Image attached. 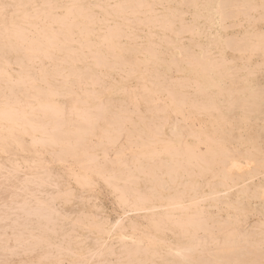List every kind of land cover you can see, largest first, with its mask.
Wrapping results in <instances>:
<instances>
[{"label":"bare ground","instance_id":"obj_1","mask_svg":"<svg viewBox=\"0 0 264 264\" xmlns=\"http://www.w3.org/2000/svg\"><path fill=\"white\" fill-rule=\"evenodd\" d=\"M169 1L157 0L156 5H163L167 11L160 14L163 19H155L158 13L155 14L156 17L152 14L156 8L154 9L153 4L151 5L148 0H0V4L25 6L13 9L7 14V18L0 11V82L4 84L0 85L2 88H0V153L7 155L4 161H0V176L3 177V183H10L22 171L26 177L24 181L22 180L20 186L12 185V187L16 186V189H21L22 194L18 195L21 197L12 196L11 198L14 197L17 201L11 200L10 203L8 202V207L12 202L14 205L20 203L21 205L16 207L19 212L26 210L29 216L36 214L48 220L45 221V225L41 223L42 228L44 226L43 231L37 233L24 224L22 232L18 235L26 234L27 236L25 235L24 239L21 238L23 242L21 239L17 240L14 247H10L7 243V247L14 248V252H6L11 255L12 253L24 254V260L34 261V264L57 259L74 261L76 264H88L93 257L96 261L91 264H100L103 262L102 259L105 260L112 255H117L119 260H124L120 263L117 261V264H155V258L161 259L164 264H186L189 261L193 264H247L248 262L259 264L257 259L252 257L254 253L250 248L256 247L254 244L257 243L252 245L249 240L250 237L254 238L259 233L263 235L264 231L260 228V224L264 225V220L258 219V224L251 232H243L239 224L242 225L241 222H244L243 219L249 214L264 218V149L262 150L255 142L256 138L260 139V135H249L244 141L243 149L236 147L235 144H238L236 142L235 147L231 145L232 148H230L229 142L239 138L236 136L230 141V138L234 137L229 134L228 128H225L227 132L224 133H228L227 135H218L219 133L215 135L216 128L207 132L199 127L200 125L192 123L191 126L187 122L193 111L205 113L206 110L218 109L215 100L220 96H225L222 103L225 105V110L231 112L240 109L241 118L247 121L245 122L247 124L252 119L251 114L254 115L259 111V107L264 106V88L260 86L262 89L258 93L260 89L254 85L255 83L252 84L250 80H247V75H251L257 67L251 66L248 62L251 55L259 52L264 58V30L246 29L238 36L234 33L233 35L224 34V31L230 27L240 26L236 21L226 23L227 19L235 18L239 13L245 16L246 14L243 15V13L250 12L249 9L256 10L255 4L252 3L254 0H179L178 4L183 5V8L167 5ZM260 4L262 5V2ZM260 4L257 5L260 6ZM141 7H145V13L150 14H147L148 16L145 14L146 18H142L145 15L141 18L136 16L138 23L134 22L135 26L128 23L129 19L117 24V19L124 18L122 16L127 12L131 15L135 12L143 14L144 9L141 12ZM233 8L236 9L233 10ZM188 12L191 13V19L186 22L182 16ZM248 12L247 15L251 16L249 19L251 20L253 14L249 15ZM199 17L205 18L201 24ZM259 17L256 19L264 20V11ZM108 20L112 23H108ZM140 25H145L146 28L147 25L151 28L157 25L158 29L163 30L174 26L177 28L174 27V30L171 28L174 37H168L162 31L163 35H167V39L164 37L165 39L162 40L163 37H160L156 43L146 35L133 32V29H138ZM167 30L169 33V29ZM183 33H188V38L186 37L188 44L181 42ZM147 34L153 33L150 31ZM124 37L129 39L128 43L121 40ZM156 37H159V34ZM159 40L166 44L165 50H168L165 59L160 57L164 51L157 49L162 46ZM148 42L150 44L155 42L157 45L153 47L154 44L150 46ZM226 49L247 53L238 57L243 60L242 64H236L237 58L234 56L227 57L224 54ZM18 52V56L14 57L13 54ZM214 54L218 56L214 57ZM81 62L87 63L85 65L88 66H84L85 70H80L81 67L78 64ZM258 63L255 64L258 65ZM35 64L40 65L34 73L31 70L35 69L33 67ZM121 64L124 65L125 70L124 67L121 68ZM140 65L144 70L142 72L149 73L157 70V74L154 73L155 77L148 79L149 81L144 80L145 82L140 83V87L142 92L149 95L148 98L144 97L147 101L145 103L151 102L157 105V116L163 118L162 125L159 126L161 123L156 119L160 124L158 125V122L153 124L159 128L152 130L154 126H151V122L150 130L147 126L149 121L147 124L145 121L134 127V123L132 124L134 121L130 119L129 123L133 126L130 131L128 129L127 134H124L125 143L122 144L120 140L122 146L116 147L115 144L123 135H121L122 131L131 125L123 126L124 121H129L125 119L129 103L122 94L125 87L118 85L119 82L116 80L114 82L111 74L109 75L113 81L108 86H104L103 91L93 90L92 92L85 85L96 84L99 87L94 68L106 67L112 73L122 70L127 77L135 74ZM185 70L187 74H193L194 77L174 76L175 80L170 77L172 71ZM56 76H62L61 78L65 79L63 83L70 81L72 84L66 83L69 84L66 87L62 84L53 86L50 81ZM139 78L137 82L145 79L143 74ZM100 79L98 78V81ZM226 79L230 83H227ZM234 79L242 82L240 87H236L237 83L235 84ZM8 83L11 84L8 85ZM232 83L235 84L234 87ZM73 85H76L78 89ZM192 87L200 95L205 96V101H200L202 98L199 100L197 96H193L194 94L188 95L184 90ZM13 88L22 91L23 97L20 98L16 93L12 95ZM6 90L12 91L10 92L12 96H6ZM18 90L16 92H19ZM107 90L111 91L107 93L105 92ZM71 93L74 95H70ZM162 93L166 94L167 101L166 103L162 101L164 104L160 106L158 101ZM233 93L237 94V98L233 96ZM126 95L130 102L136 103V92ZM67 96L73 97L71 99ZM58 97H64V99L66 97L71 101L68 104L67 99V105L64 106L57 101ZM95 100H99L98 105L94 104ZM132 106L134 107L131 112L135 108V105ZM148 108H151V111L155 110V107H146L145 111L149 113L151 111ZM135 109L137 111L133 113H137L139 108ZM261 113L263 114L264 110ZM233 115L228 118V121L233 119ZM129 117L130 115L127 118ZM144 118L137 119L141 122ZM210 126L212 127L213 124ZM92 137H95L96 141H91ZM46 152L50 154L55 152L52 161L70 162L71 166L66 168L67 172L64 175L65 182L69 185L74 184L81 192H92L96 188L112 190L119 203L125 206L117 220L111 221L90 212L86 214L82 212L81 216L71 219L69 229L66 231L57 229L52 212L55 213L58 210L57 204L71 201L70 196L74 195V189L68 187L62 190L57 181L51 184L47 180L48 183H46L45 179L49 177L46 173L48 163L51 161L49 159L48 162L43 158ZM112 152L114 157L110 155ZM205 172H209V177L216 180L197 185V182L193 181V176L198 175L202 178ZM40 173L46 175L45 179ZM258 175L262 176V179L259 178L256 182L254 178ZM28 182L34 185L27 186ZM141 182L147 184L146 189H143L144 186L141 188ZM44 184L54 186L56 191L54 193L47 191V197H43L41 195L43 192L39 191L45 189ZM179 186L182 188L178 189ZM200 187L204 189L200 190ZM248 199L256 200L258 206H251ZM208 200L211 208L224 205L234 211V218L227 216L228 219L219 220L208 215L209 213L203 210V206L200 207ZM32 202L36 205L35 212L32 210L34 207ZM23 205L28 207L32 205L30 210L33 213L27 208L24 209ZM16 208H13V211ZM129 212H142V214L131 217L127 214ZM11 214L17 216L16 213ZM59 215L61 218L70 220L62 213ZM0 221H3V218ZM15 221L13 222L16 224L18 221ZM35 222L37 223L38 220ZM3 227L5 230V225ZM39 227L41 226L39 225L38 229ZM78 228L85 229L88 235H94L92 245H82L84 240L80 239ZM245 229L244 227L243 230ZM199 232L202 235L196 238L195 234ZM165 234L173 238L169 245ZM52 235L56 236L52 237ZM28 238H32V242L28 241ZM15 239L18 237L13 240ZM261 239L259 244L264 246V237ZM212 242L216 243H213L215 246L212 244V248H208V244ZM42 244L51 247L44 253H40L37 250ZM116 244H118V251H115L113 247ZM19 249L21 253L17 252ZM204 249H207L205 254L208 252V256L203 254ZM262 249L263 247L260 248ZM260 250L258 252H261L259 254L261 256L264 251ZM198 251L202 254H198ZM249 254H252L251 259ZM261 258L258 257L259 260H264V257ZM157 264L162 263L157 262Z\"/></svg>","mask_w":264,"mask_h":264},{"label":"rangeland","instance_id":"obj_2","mask_svg":"<svg viewBox=\"0 0 264 264\" xmlns=\"http://www.w3.org/2000/svg\"><path fill=\"white\" fill-rule=\"evenodd\" d=\"M88 1V0H87ZM89 1H93V0H89ZM149 1V3L152 5V7L155 9L156 8V10H157V8H158V10L156 11L155 10V12L153 13L152 12V14H154V16H155V14H157L154 18L155 19H163L162 18V16L160 15L163 11L164 12H166L167 10L166 9H164V6L163 5H156L157 4V0H148ZM170 1H172V0H170ZM169 1V3L167 4V5H170V6H173V7H177V8H183L184 6L183 5H179L178 4V1L179 0H173L172 2H170ZM228 1H231V0H228ZM112 2V1H111ZM151 2H154V3H151ZM183 2V1H182ZM260 2H262V5H264V0L262 1V0H254V2H252L253 4H255L254 5V8L256 9H254L255 11H253L252 9L250 10L249 9V11L250 12H248V11H246V13H243V15H247V12H248V14L250 15H252L253 14V16H252V18H251V20H249L250 19V17L248 16V18H247V16L245 15V16H242V14H238L237 15V17H235V18H233V19H227V21H226V23H231V22H233V21H236V23H239L240 24V26L238 25V26H235V27H230L229 29H227V31H224V34L225 33H229L230 35L232 34V33H234L235 35L237 34V36H238V34H240V33H242L244 30H250V29H252V28H255V29H261V30H264V20L262 19H256V17L257 18H260L259 17V15L261 14V12H262V8H264V6L262 7V5L260 4ZM260 4V6H258V5ZM165 6H166V4H165ZM262 7V8H261ZM142 9H144V11L142 10ZM153 9V10H154ZM160 9V10H159ZM232 9V8H231ZM236 8H233V10H235ZM140 10H141V12L143 11V14L142 13H140V14H136V12H135V14L133 13V15H131V13H129V12H127V13H125V15L124 16H122V17H124V18H118L117 19V24H119L120 22H125V20H127V19H129V20H127L128 21V23H130L132 26L134 25H136L137 23H138V21H137V17L136 16H139L138 18H141L143 15H147L148 14V12H146L145 13V10H146V8L145 7H141L140 8ZM139 10V11H140ZM248 10V9H247ZM174 11H176L177 12V10H174ZM257 11H259V12H257ZM256 12V13H255ZM142 14V15H141ZM150 14V13H149ZM148 14V15H149ZM190 12H188V13H185V15L183 14V18H184V21H189L188 19H191V16H190ZM135 15V16H134ZM146 15H145V17L143 16L142 18H146ZM147 15V16H148ZM133 17V18H132ZM134 17H135V19H136V21H135V19H134ZM171 17V16H170ZM253 17L255 18V19H253ZM126 18V19H125ZM132 18V19H131ZM245 20H244V19ZM246 18L248 19V21L246 20ZM186 19V20H185ZM204 19L205 18H202V17H199L198 18V20H199V23L201 24V23H203L204 22ZM243 19V20H242ZM197 20V21H198ZM255 22H254V21ZM126 21V22H127ZM130 21V22H129ZM237 21H239V22H237ZM108 23H112L111 22V20H108L107 21ZM136 23V24H133V23ZM242 22V23H241ZM176 23H178V22H176ZM251 23L253 24V25H251ZM174 25H178V24H174ZM242 25V26H241ZM249 25H250V27H249ZM256 25V26H255ZM175 27V26H174ZM174 27H170V28H165V30H163V29H158L157 28V25H156V27H153V28H151V27H149L148 25H147V28H146V26L145 25H140L139 26V28L140 29H143V30H141V31H143V32H141L140 30H138V29H133V32L134 33H136V34H139V35H146L151 41H156V43H157V41H158V38H160V37H163V39L162 40H164L165 38L164 37H166V39H167V35H168V37H174V35H173V33H172V29L171 28H173V30H174ZM247 27V28H246ZM175 28H177V27H175ZM149 29V30H148ZM166 29H169V33H168V30L166 31ZM214 29V28H213ZM213 29H211V30H213ZM159 30V31H158ZM150 31H151V33H155V35L157 36V34H159V37H156L155 35H148L147 34V32L148 33H150ZM163 31V33L164 34H167V35H163V33H161ZM132 32V31H131ZM172 33V34H171ZM162 34V35H161ZM233 35V34H232ZM149 36H152V37H149ZM155 36V37H154ZM182 40H181V42H182V44H188L189 42H188V40H187V38H188V33H183L182 35ZM129 37H131V36H129ZM183 37L185 38V39H183ZM187 37V38H186ZM157 38V39H156ZM122 41H125L126 43H128L129 42V39L126 37H124V38H122L121 39ZM150 41V42H151ZM159 42H161V45L162 46H160V48L159 47H157V49H160V50H162V51H164V54L162 55H160V57H163L164 59L165 58H167V55H168V50H165V49H167V48H165L166 47V44L164 43V42H162V41H160L159 40ZM130 43H132V42H130ZM129 43V44H130ZM149 43V42H148ZM155 42H153V43H151L152 45H153V47H155V45H157ZM192 43V42H191ZM150 43H149V45L150 46H152ZM87 52V51H86ZM257 53V54H256ZM18 54H19V52L18 53H16V54H13L14 55V57H16V56H18ZM224 54L227 56V57H235V58H237L236 60H235V62H236V64H238V65H241L242 63L241 62H243V60H240V59H238V57H241V56H243V54L244 55H246L247 53H241V52H232L230 49H226L225 50V52H224ZM255 55V56H254ZM214 57H217L218 55L216 54H214L213 55ZM260 59V60H259ZM255 60H257V62H259L260 63V61H261V63L259 64L258 63V65L260 66V67H258V65H256L257 64V62L255 61ZM248 62L250 63V65L251 66H257V67H255V69H254V74L252 73L251 75H247L248 76V79L247 80H250L251 81V83L252 84H254L258 89H260V90H258V93H260V91H261V89H262V87L264 88V67H262V66H264V58H263V56L261 55V53H259V52H255V53H253L252 55H251V57H250V59H248ZM254 63V65H252ZM256 63V64H255ZM85 64H87V63H83V62H81V63H79L78 64V66H80L81 68H80V70H82V69H84V66L86 67V66H88V65H85ZM38 65H40V64H35V66H33L35 69H33L32 68V72H36L37 71V67H38ZM47 66L49 65V64H46ZM124 67V65L122 66V64H121V68H123ZM14 68H16V66H14ZM102 68V69H101ZM106 67H99V68H94L95 69V72L97 73V82H99L98 83V85H99V87L95 84V85H93V86H91V85H85V87L86 88H88L89 89V91H91L92 90V92H93V90H97V91H103L104 89V86H108L113 80H114V82H119L118 83V85H121V86H123V87H125L124 88V90L125 91H123L122 92V94H123V96L125 97V99H126V101H127V103H129L128 105H127V108H128V110H130L129 112H128V110H126L127 112H125L126 114H127V117H128V115H130V117L129 118H125V119H129V121H127L126 120V122L124 121V124H123V126L125 125V126H127L128 124H131V123H129V122H131V120L130 119H132L134 122H132V124L134 123V127H136V125H141L142 124V122L143 123H145V121H146V124H147V121H149V124H147V126H148V128L150 127V125H151V122H152V125L151 126H154L155 124H153V122L154 123H157L158 121H156V119L157 120H159V122L161 123H159L158 122V125L159 126H161L162 125V119H161V117L159 118L158 116H157V105H154V103H151V102H149V104H147V103H145V102H147L146 100H145V98L147 97V96H149L147 93H145V92H142V89H141V84L140 83H143V82H145L144 80H148V79H153L152 77H155L154 75L155 74H157V70H156V72H147L148 74H149V76H148V74L146 73V72H142V71H144V70H142L143 69V67H142V65H140L139 66V68H138V70L135 72V74H133V75H135V77L132 75V76H127L126 77V75L124 74L125 73V71H124V73H122V70L121 71H115V72H111L109 69H105ZM262 68V69H261ZM86 69V68H85ZM84 69V70H85ZM257 69H261V70H257ZM106 70V71H105ZM124 70H125V67H124ZM9 71L10 72H13V70L11 69H9ZM99 72V73H98ZM121 72V73H120ZM244 72V71H243ZM118 73V74H117ZM145 73V74H144ZM151 73V74H150ZM155 73V74H154ZM239 73H242V72H239ZM260 73V74H259ZM106 74V75H105ZM109 74H111V76H112V78H113V80H112V78H110L111 76L109 75ZM121 76H120V75ZM141 74H143V76L145 77V79H141V80H138V82H137V79H140L139 78V76L141 75ZM101 75H102V77H101ZM153 75V76H152ZM184 75H189V76H191V77H194V75L193 74H187V71L185 70V71H183V72H173L172 71V76H171V74H170V77H173V79H174V76L175 77H179V76H184ZM120 76V77H119ZM122 76H124V79H122ZM137 76H138V78H137ZM62 77V76H61ZM60 76H56L55 77V79L53 80V79H51V81L50 82H52V85L53 86H55V84L56 85H63V87H66V85L67 86H69V84H72L70 81H67V82H62L63 80H65V79H63V78H61ZM126 77V78H125ZM148 77V78H147ZM150 77V78H149ZM98 78H101L99 81H98ZM180 78V77H179ZM179 78H176V79H179ZM56 79H61V80H57V82L55 81ZM257 79H259V81L257 80ZM116 80V81H115ZM175 80V79H174ZM174 80H172V82H174ZM101 81H103V82H105V84L103 83V82H101ZM107 81H108V83H107ZM149 81V80H148ZM226 81H227V83H230L229 82V80H227L226 79ZM234 81H236L235 82V84H236V87H240L241 86V84H242V82L240 81V80H237V79H234ZM263 81V82H262ZM55 82V83H54ZM59 83V84H58ZM66 83H69V84H66ZM138 83V84H137ZM263 83V85H261ZM9 84H11V83H8V85ZM130 84V85H129ZM132 84V85H131ZM235 84L234 83H232L231 85L234 87L235 86ZM0 85H4L3 83H1L0 82ZM81 85H82V83H81ZM101 85H103V86H101ZM165 85V84H164ZM259 85V86H258ZM73 86H75L76 87V85H73ZM132 86H136L135 88L134 87H132ZM166 86V85H165ZM260 86H262V87H260ZM58 88H60L59 86H57ZM63 87H61V88H63ZM75 87H73L74 89H76ZM128 87H131V88H128ZM139 89H138V88ZM1 88V87H0ZM2 89V88H1ZM18 90V88H13V91L14 92H12V91H10V92H12V95H14L15 93L20 97V98H22L23 97V94L24 93H21L19 90V92H16L17 90ZM78 89V88H77ZM129 89V90H128ZM130 89H131V91H130ZM16 90V91H15ZM184 90H186L187 91V93H188V95H193V96H197V99H201L200 101H202V100H204L205 99V96L203 95H200V93H198V92H196L195 90V88L194 87H192V88H185ZM7 91V92H6ZM5 91V93L7 94L6 96H9V95H11V93L9 92V90H6ZM96 91V92H97ZM109 91H111V90H107V91H105V92H109ZM127 91H129V92H127ZM136 92V94H137V100H135V102L136 103H134V101L133 102H130L129 101V99H128V96L126 95L127 93H129V95H131V93H135ZM95 92V91H94ZM10 93V94H9ZM140 93V94H139ZM139 94V95H138ZM163 94V95H162ZM161 94V96H160V100L158 101V104L160 105H163L164 104V102H162V101H165V103H166V101H167V97H165L166 96V94L165 93H162ZM197 94V95H196ZM11 95V96H12ZM70 95H74L73 93H71ZM200 95V96H199ZM141 96V97H140ZM233 96L234 97H236L237 98V94L236 93H233ZM67 97H71V96H67ZM73 97V96H72ZM72 97H71V99H72ZM145 97V98H144ZM223 97H225V96H220L219 98H217L216 100H215V102L217 103L216 105H217V107H218V109H215V111L214 110H212V109H210V110H206L205 111V113L204 112H196V111H193V114H190V118H189V120L187 121L188 122V124L189 125H191L192 126V123L193 124H196V125H200L199 127H201L202 129H204L205 131H207V132H210V131H213V130H215V128H216V130H215V135H217L218 133V135H227L228 133H226V134H224L225 132H227V130H225V128L227 129L228 128V130H230L229 132V134L232 136V137H234V138H230V141L232 140V139H235V137L236 138H239V139H236V140H232V142H229V147L230 148H232V147H235V145H236V147L238 146L239 148H244L245 147V143H244V141L246 140V138L247 137H249V135H251V136H254V135H260L259 136V138L260 139H258V138H256L255 140V142H256V144L258 143V146L260 147V148H262V150L264 149V119H262V118H264V113L262 114L261 112H262V110H264V106H261V107H259V111H257L254 115H252L251 114V117H252V119H250V122L247 124V123H245V122H247V121H245V120H243V118H241V116H242V112H241V110L240 109H235V110H233V111H228V110H225L226 108H225V105H223L222 103H223ZM69 98H66L65 97V99H64V97H58V99H57V101L61 104V103H63V104H61V105H67V99H68V104H69V101H71V99H69ZM148 98V97H147ZM66 100V101H65ZM142 100H144V101H142ZM66 102V104H64V102ZM161 101V102H160ZM205 101V100H204ZM99 102V100H95V102H94V104H99L98 103ZM221 102V103H220ZM157 102H155V104H156ZM138 104V105H137ZM132 105H135V108L137 107V108H139L138 109V112L137 113H133V111L134 112H136L137 110L135 109V108H133V111L131 112V110H132V107H134V106H132ZM160 105V106H161ZM223 105V106H222ZM146 107H155L154 109H152V110H154V111H151V108H148V110L150 109V111H151V113H149V111L148 112H146L145 110H147L146 109ZM140 109H142V110H140ZM189 108L187 107V110H188ZM191 110H195V109H191ZM217 110V111H216ZM142 112V114H141V112ZM156 111V112H155ZM143 112H144V114H143ZM197 113H199V115L197 114ZM208 113V114H207ZM261 113V114H260ZM132 114V115H131ZM154 114V115H153ZM162 114V113H161ZM197 114V115H196ZM234 114V115H233ZM134 115H138L139 117H137V116H134ZM196 115V116H195ZM210 115V116H209ZM221 115V116H220ZM231 115H233L232 117H233V119L232 120H230V121H228V118L229 117H231ZM144 116H145V118H144ZM161 116V115H160ZM192 116H194V117H192ZM208 116V117H207ZM213 116H214V118H213ZM225 116H227V118L225 117ZM239 116H240V118H239ZM139 118V119H141L142 117L144 118V119H142L141 120V122H139V120L137 119V118ZM154 117V118H153ZM155 117H157V118H155ZM148 118V119H147ZM193 118V119H192ZM226 118V119H225ZM235 118V119H234ZM258 118V119H257ZM209 119H210V121H209ZM220 119V120H219ZM238 119V120H237ZM241 119V120H240ZM138 120V122H136ZM151 120V121H150ZM194 120V121H193ZM212 120V121H211ZM216 120V121H215ZM224 120V121H223ZM228 122H226V121ZM239 120H240V122H239ZM262 120V121H261ZM200 121H201V123H200ZM214 121V122H213ZM225 122L224 124L222 123V122ZM233 121H234V123H233ZM211 122V123H210ZM230 122V123H229ZM238 122H239V124H238ZM135 123H137V124H135ZM237 124L236 126L235 125H233V124ZM129 125V126H127V127H123V129H125V131L123 130L122 131V133H121V135L122 136H120V139H118L119 141L115 144V146L116 147H119L118 145H120V146H122V144H124L125 143V138H123V137H126V136H124V134H127L128 132V129H129V131H130V129H132V127L131 126H133V125ZM210 124L212 125L213 124V126L211 127L210 126ZM218 124V127H216V125ZM228 124V125H227ZM230 124H231V126H230ZM202 125V126H201ZM207 125H208V127H207ZM232 125H233V127H232ZM241 125V126H240ZM156 126V125H155ZM152 127V130H155L157 127L159 128V126H157V127ZM215 126V127H214ZM221 126H222V128H221ZM240 126V127H239ZM134 127H133V129H134ZM205 127V128H204ZM261 127V128H260ZM154 128V129H153ZM217 128L219 129L218 131H217ZM230 128V129H229ZM150 129V128H149ZM213 129V130H212ZM231 129H232V131H231ZM237 129V130H236ZM239 129V130H238ZM247 129H249V130H247ZM256 129V130H255ZM258 129H260V130H258ZM261 129H263V130H261ZM151 130V129H150ZM225 130V131H224ZM243 131V133H241ZM247 131V132H246ZM256 131V132H255ZM126 132V133H125ZM231 132H232V134H231ZM234 134H235V136H234ZM239 135H241L240 137H239ZM243 137V138H242ZM123 139H125V140H123ZM262 139V140H261ZM93 140V142L94 141H96V138L95 137H92V139H91V141ZM120 140H121V142H122V144H121V142H120ZM120 142V143H119ZM235 142L236 143H238V144H235ZM231 143V144H230ZM235 144V145H234ZM231 145H232V147H231ZM247 145V144H246ZM114 146V147H115ZM248 146V145H247ZM250 146V145H249ZM248 146V147H249ZM115 147V148H116ZM55 151H56V149H55ZM54 153L55 152H53L52 154H50L49 152H46V154L44 153V155H43V158L44 159H46L48 162L50 161L49 159H51V161L48 163V171H50V172H46V170H47V168H46V170H45V172L47 173V176H49L47 179H45V174L43 173V175L40 173V175H41V177H43L45 180H46V183H48V181L47 180H49L50 181V183L51 184H54V183H52V182H55V181H57L58 183H59V185L61 186V188H62V190H65V189H67L68 187L69 188H73L74 189V195L71 197L70 196V200L71 201H68V203L67 202H65V203H63V204H57L56 205V208L58 209L55 213L54 212H52V218H54V219H56L54 222H55V224L56 225H58V226H56L55 225V227L57 228V229H60V230H63V231H66L67 229H69V227H70V221H71V219H75V216H76V218L80 215L81 216V214H83V213H91V214H93V215H97L98 217H102V218H107V219H109V220H111V221H116L117 220V218H118V215L123 211V209L125 208V206L124 205H122L121 203H119V201H118V199H117V197H116V194L115 193H112L111 191H109V189L108 188H101V189H99L98 188V190H97V188L95 189V190H92V192L90 191V192H81L76 186H74V184L72 185V184H68L67 182H65L66 181V179H65V177H64V175H66V172H67V169L66 168H70L69 166H71L70 165V162H68V161H52V157L54 156ZM48 155V156H47ZM51 155V156H50ZM110 155L111 156H113L114 157V154H113V152L112 153H110ZM7 157V155H4V154H1L0 153V161H4L5 159L4 158H6ZM51 157V158H50ZM51 162H52V164H51ZM64 162H66V163H64ZM60 163V164H59ZM63 163V164H62ZM50 164V165H49ZM59 165V166H58ZM66 165V166H65ZM65 168H64V167ZM68 166V167H67ZM63 169V170H62ZM61 170V171H60ZM66 170V171H65ZM63 171V172H62ZM262 175V174H261ZM52 178H51V177ZM204 176V177H203ZM202 176V178H201V176H198V175H194L193 176V181L195 182H197V185H200V184H205V181L206 182H213V181H215L216 179H214V178H210L209 176H210V174H209V172H205L204 173V175ZM263 176V175H262ZM262 176H260V175H258V177H256V178H254V181H258V179L260 178V180L262 179ZM57 177V178H56ZM26 177H24V174L22 173V171H20L19 172V174H17V178H14V180L12 181V182H10V183H3V177L2 176H0V205L2 204V205H4V206H6L5 208H4V206L2 207V205L0 206V216L2 215V217L0 218V220L3 218V221H0V234L2 235H0V240H2V242H0V245L2 246V248H0V261H4L5 262V264H34L33 262H29L28 260H24V254L23 255H15L14 253H12V255L10 254L13 250H14V248L12 249V248H10L11 246L12 247H14V244L15 243H17L16 241L17 240H20L21 238H23L24 239V237H25V235L26 234H24V235H18V233L20 234V232H22V230H23V228H24V226L25 225H27V227H29L30 229H32L33 231H35L36 233L37 232H42L43 231V228H44V226H43V228H42V225H41V223L43 224V225H45V221H48L47 219H44L43 218V216H42V218H40V216L38 217V215H36L35 213V215H36V220H35V215H33L32 214V216H29L30 214H26V213H28V212H25L24 210H21V211H23V212H25V214L26 215H28V216H26L23 212H19L18 211V208H16L17 206H20L21 204L20 203H18V205H14L13 204V202L11 203V205H10V207H8V202L10 203L11 202V200L12 201H17V200H15L16 198H14V197H18V195H20V194H22V192H20L21 191V189L19 190V189H16L17 187L16 186H20V183H22V180L24 181V179H25ZM256 179V180H255ZM21 180V181H20ZM19 181V182H18ZM15 182H18V183H15ZM38 182H40V181H38ZM45 182V181H44ZM2 183V184H1ZM24 183V182H23ZM49 183V184H50ZM16 185V186H13L12 187V185ZM32 182H28V183H26V185L27 186H33L34 184H32ZM6 185V186H5ZM46 185V186H45ZM146 185L147 184H145V183H143V182H141V188L143 187V189H146L145 187H146ZM10 186V187H9ZM64 186H67V187H64ZM43 187H45V189L43 190V191H39V192H43L41 195L44 197V196H46V193H47V191H49V193H54V191H56L55 190V188H53L54 186H47V184H44L43 185ZM2 188H5V189H2ZM13 188V189H12ZM182 187L181 186H179L178 187V189H181ZM14 189H16V191H14ZM202 189H204V188H202V187H200V190H202ZM14 191V193H12ZM18 191V192H17ZM105 191V192H104ZM234 190H232V192H233ZM10 195H9V194ZM17 193V194H16ZM37 194L39 195V196H41L40 195V193H38L37 192ZM9 195V196H8ZM12 196H14L13 198H11ZM21 197V196H20ZM20 197H18V198H20ZM47 197V196H46ZM79 197V198H78ZM6 198H8V199H6ZM115 200H114V199ZM5 199V200H4ZM10 199V200H9ZM87 199H89V200H87ZM246 199V198H245ZM4 201H6V202H4ZM20 201V200H19ZM115 201V202H114ZM117 201V202H116ZM104 203V204H103ZM248 203L251 205V206H258L257 205V201L256 200H252V199H248ZM15 204H16V202H15ZM20 204V205H19ZM32 205H34L35 203H31ZM94 204V205H93ZM30 206V207H28L27 205H23L24 206V209L25 208H27V210H29V211H31L32 212V210H34V209H36V205H34V207L33 206ZM94 206V207H93ZM98 206V207H97ZM201 206H203L202 208H203V210H205L206 211V213L208 212L209 214L208 215H210V216H212V217H214V219L216 218V219H219V220H222V219H228V217L230 216H233L232 218H234V211H232L231 209H228V208H226L224 205H220L219 207H212L211 208V206H210V201L208 200L207 202H204V203H202L201 205H200V207ZM206 206H208L207 208H206ZM33 207V208H32ZM6 208H8V209H6ZM13 208H16L14 211H13ZM23 208V207H22ZM29 208V209H28ZM32 208V210H30ZM216 208V209H215ZM220 208V209H219ZM221 208H224L223 210L221 209ZM5 209H6V211H5ZM10 209V210H9ZM19 209H21V208H19ZM62 209V210H61ZM81 209V210H80ZM213 209V210H212ZM38 210V209H37ZM36 210V211H37ZM79 210L81 211V212H79ZM228 210V211H227ZM2 211V212H1ZM18 211V212H17ZM67 213H66V212ZM33 212H35V210L33 211ZM32 212V213H33ZM83 212V213H82ZM229 212L230 213H233V214H229ZM5 213H7L6 214V216H5ZM11 213H16L17 214V216L15 217L13 214H11ZM22 215H21V214ZM30 213V212H29ZM59 213H62V214H64L65 216H67V217H69V219L70 220H67L66 218H61V216L59 215ZM77 213H79V214H77ZM81 213V214H80ZM226 213H228L229 215H227ZM9 214V215H8ZM68 214H70V215H68ZM72 214V215H71ZM76 214V215H75ZM129 216H131V217H133V216H135L136 214H142V212H137V213H133V212H129V213H127ZM249 214V213H248ZM218 215V216H217ZM226 215V216H225ZM22 216V217H21ZM228 216V217H227ZM249 216V217H248ZM252 216V217H251ZM21 217V218H20ZM26 217H27V219H26ZM124 216H122V219H124L123 218ZM126 217V216H125ZM6 218H8V220L6 221ZM20 218V219H19ZM60 218V219H59ZM222 218V219H221ZM10 219V220H9ZM29 219L32 221V223H31V221H29ZM64 219V220H63ZM229 219H231V218H229ZM258 219L259 220H264V218H260V217H258V215H255V214H249V215H247V218H244L243 219V221L245 222H241V224L242 225H240L239 224V227L241 226V228H240V230H242L243 232H251V231H253V229H254V226L256 225V224H258ZM18 221V222H16V221ZM26 220H28V221H26ZM33 220H34V222H33ZM38 220V222L36 223L35 221H37ZM41 220V221H40ZM44 220V221H43ZM66 220V221H65ZM13 221H15L16 222V224L13 222ZM252 221V222H251ZM254 221V222H253ZM256 221V222H255ZM12 222H13V224H12ZM27 222V223H26ZM20 223V224H19ZM36 223V224H35ZM39 223V224H38ZM10 224H12V225H10ZM25 224V225H24ZM67 224V225H66ZM246 224V225H245ZM5 225V230H4V226ZM7 225V226H6ZM18 225H19V227H18ZM20 225H22V226H20ZM41 226V227H39V229H38V226ZM46 225H47V223H46ZM244 225V227L246 228L245 230H243L244 229V227H242ZM249 225V227H247ZM262 226H264V225H262ZM261 226V224H260V228H263V231H264V227H262ZM2 227V228H1ZM61 227V228H60ZM11 228H13V230H11ZM34 228V229H33ZM42 228V229H41ZM15 229H16V231H15ZM41 229V230H40ZM249 229V230H248ZM19 230V231H18ZM85 232V233H84ZM11 233V234H10ZM13 233V234H12ZM16 233V234H15ZM78 234L81 236L80 237V239L81 240H84V244H82L83 246H90V245H92V241L94 240V235H88V233H87V231L85 230V229H80V228H78ZM196 235H197V237H196ZM200 235H202V233L201 232H199V233H197V234H195V237L196 238H198V236H200ZM260 235V236H259ZM27 236V235H26ZM56 235H52V237H55ZM16 237H18V239H15V240H13L14 238H16ZM58 237V236H57ZM83 237V238H82ZM88 237V238H87ZM165 237H166V239H167V244L169 245V243L171 242L172 243V240H173V238H172V236L171 235H169V234H165ZM194 237V238H195ZM201 237V236H200ZM250 237V236H249ZM264 237V233H263V235H262V233L260 234H258V236L257 235H255V237L253 238V237H250V242H251V244L253 245L254 243H257L258 245H260L259 243L262 241V239L261 238H263ZM13 238V239H12ZM241 239H242V237H240ZM23 239H21V241L23 242ZM26 239H27V237H26ZM25 239V240H26ZM32 238H28V241H31L32 242V240H31ZM86 239V240H85ZM249 239V238H248ZM257 239H259L258 240V242H257ZM54 240H57V238L55 239L54 238ZM195 240V239H194ZM240 240V239H239ZM254 240V241H253ZM252 241H253V243H252ZM256 241V242H255ZM211 242V241H210ZM240 242V241H239ZM242 242H244L243 240H242ZM7 243H8V245L10 246V247H7ZM214 242H212V243H209L208 244V248H212V246L214 245V244H216V243H214ZM3 244V245H2ZM65 244V243H64ZM115 244V243H114ZM213 244V245H212ZM243 244V243H242ZM257 244H254V245H256V247L255 246H253V247H250V248H252V250H253V255L252 254H249V257H250V259L252 258V257H254V258H256L257 259V261H258V263L260 264L261 263V261H264V260H259L258 259V257L259 258H261L262 257V255L264 254V252H263V254H261V256L259 255L261 252H258V250H260V248L261 247H263V249L262 250H260V251H264V246L262 245H260L259 247H258V245ZM171 245V244H170ZM0 246V247H1ZM65 246V245H64ZM69 246H70V248H71V244H69ZM210 246V247H209ZM215 246V245H214ZM247 247L249 246V244L248 245H246ZM46 247V248H45ZM50 247L51 246H49V245H45V244H42L41 245V247H40V249H38L37 251L38 252H42V253H44L45 251H47V250H49L50 249ZM114 248H115V251H118L117 250V248H118V244H116V245H114L113 246ZM7 248H9V249H7ZM66 248H68V246H66ZM197 248L199 249L200 248V246L198 245L197 246ZM196 248V249H197ZM206 248V247H205ZM2 249H3V251H2ZM254 249H257V250H254ZM43 250V251H42ZM207 250V249H206ZM206 250L204 249V252H203V254H205V252H206ZM6 251H10V253L9 252H6ZM256 251H257V253H256ZM14 252V251H13ZM18 253H21V250L19 249V251H17ZM66 252V251H65ZM163 253L162 254H164V251H162ZM198 254H202L200 251H198L197 252ZM32 254H34V253H32ZM207 254H209L208 252L205 254L206 256H208ZM10 255V256H9ZM14 255V256H13ZM205 255H203V256H205ZM250 255H252V257L250 256ZM259 255V256H258ZM112 257H114V258H112ZM264 257V256H263ZM262 257V258H263ZM20 258V259H19ZM116 258V259H115ZM261 258V259H262ZM103 260V262L101 263L100 262V264H111V263H116L117 261L120 263V262H123L124 260L123 259H120L119 260V257L116 255V256H114V255H112V256H109V257H107L105 260L104 259H102ZM111 260V262H109ZM93 261L95 262L96 261V258H92L89 262H88V264H91V263H93ZM162 260L161 259H157V258H155L154 259V262H155V264H157V262L158 263H162V264H164L163 262H161ZM106 262H109V263H106ZM117 262V263H118ZM99 263V262H98ZM116 263V264H117ZM36 264V263H35ZM38 264V263H37ZM41 264V263H40ZM147 264V263H146ZM247 264H251V263H247Z\"/></svg>","mask_w":264,"mask_h":264},{"label":"snow or ice","instance_id":"obj_3","mask_svg":"<svg viewBox=\"0 0 264 264\" xmlns=\"http://www.w3.org/2000/svg\"><path fill=\"white\" fill-rule=\"evenodd\" d=\"M25 7L23 5H17V4H0V11L3 12L5 15V18H7V14L13 9H19ZM45 7H59V6H45ZM262 11H264V8H262ZM15 14V13H14ZM0 264H5L4 261H0ZM41 264H76L74 261H68L64 259H57V260H48V261H41ZM186 264H193V262H186ZM261 264H264V261H261Z\"/></svg>","mask_w":264,"mask_h":264}]
</instances>
